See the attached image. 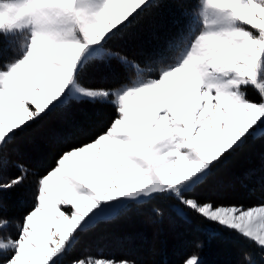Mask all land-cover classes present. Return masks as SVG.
I'll return each instance as SVG.
<instances>
[{
    "label": "snow or ice",
    "instance_id": "snow-or-ice-1",
    "mask_svg": "<svg viewBox=\"0 0 264 264\" xmlns=\"http://www.w3.org/2000/svg\"><path fill=\"white\" fill-rule=\"evenodd\" d=\"M160 2L23 0L5 14L0 0V38L18 35L20 52L0 64V264H136L96 258L81 238L157 199L209 236L235 233L264 253V197L245 206L200 196L214 170L264 136V0H181L192 10L151 58L110 46ZM114 60L125 79H85ZM100 106L107 118L96 125ZM84 109L86 121L55 131L43 171L12 162L36 126ZM6 166L17 173L5 179ZM30 173L31 202L3 216L5 194Z\"/></svg>",
    "mask_w": 264,
    "mask_h": 264
},
{
    "label": "trees",
    "instance_id": "trees-1",
    "mask_svg": "<svg viewBox=\"0 0 264 264\" xmlns=\"http://www.w3.org/2000/svg\"><path fill=\"white\" fill-rule=\"evenodd\" d=\"M192 7L181 0H163L158 7L147 10L127 31L115 37L110 46L127 52L129 56L135 55L138 59L151 58L179 32L185 20V10L190 12ZM151 30L153 35H149L148 31ZM0 39L3 41L0 43L2 64L20 54L15 45L19 36ZM9 40L13 41L11 46ZM125 78L124 69L115 60L103 77L96 73L85 76L88 82L107 84ZM105 107L108 106L97 109L96 125L106 121ZM72 119L86 121L87 110H80L68 117L54 115L36 126L28 136L21 138L18 154L12 156V162L22 158L28 167L43 171L51 164L54 155L55 131L65 127L67 121ZM263 168L264 136H259L250 141L245 150L214 170L210 182L200 189L201 199L211 198L218 202L245 206L258 205L264 197V180L259 181L262 185L257 187L256 178L263 173ZM16 173L14 167L6 166L3 170L5 179ZM35 179L30 173L24 186L5 194L3 216H19L21 203L32 200ZM155 205L162 208V217L152 211ZM192 216L194 214L189 213V217ZM218 231L220 235L215 238L209 236L200 225L198 217L185 220L163 200L157 199L141 210H134L111 223L99 225L93 232L82 236L80 248L88 249L96 257L135 260L136 264H182L191 254H197L202 264H264V253L258 247L235 233ZM138 232H141L143 238H132ZM124 237L129 238L128 241H123ZM118 240L121 242L119 245L115 244ZM201 243L203 247H197ZM138 245L144 249L143 258L139 257ZM180 245L183 247L177 248ZM149 247L153 251L149 252ZM246 256H250V260L245 259Z\"/></svg>",
    "mask_w": 264,
    "mask_h": 264
},
{
    "label": "rangeland",
    "instance_id": "rangeland-1",
    "mask_svg": "<svg viewBox=\"0 0 264 264\" xmlns=\"http://www.w3.org/2000/svg\"><path fill=\"white\" fill-rule=\"evenodd\" d=\"M148 32H150L149 33V35H153L152 34V30L151 31H148ZM257 184H258V186L257 187H260L262 184L259 182V181H261V180H264V168H263V173L262 174H260V175H258L257 176ZM20 202H21V200H20ZM137 237H140V239L141 238H143V236H142V234H141V232H138V233H136V234H133V236H132V238H137ZM128 239L129 238H127V237H124V239H123V241H128ZM132 240V239H131ZM121 242H119V240L115 243V244H117V245H119ZM138 247H139V257L140 258H143L145 255L143 254V251H144V249H143V247L142 246H139L138 245ZM181 247H183V245H180L179 247H177V248H181ZM134 248V247H133ZM175 249H176V247H175ZM131 251H133V250H131ZM135 251V250H134ZM148 251L149 252H151V251H153V248L152 247H149V249H148ZM94 257H96V256H94ZM96 258H107V257H101V256H98V257H96ZM108 259H114V258H110V257H108ZM115 261H120V260H118V259H114Z\"/></svg>",
    "mask_w": 264,
    "mask_h": 264
},
{
    "label": "clouds",
    "instance_id": "clouds-1",
    "mask_svg": "<svg viewBox=\"0 0 264 264\" xmlns=\"http://www.w3.org/2000/svg\"><path fill=\"white\" fill-rule=\"evenodd\" d=\"M23 5V0H3V10L5 14L9 9V6L21 7Z\"/></svg>",
    "mask_w": 264,
    "mask_h": 264
}]
</instances>
